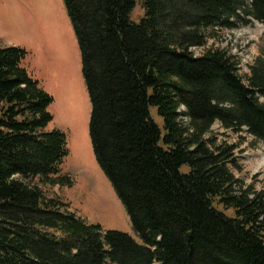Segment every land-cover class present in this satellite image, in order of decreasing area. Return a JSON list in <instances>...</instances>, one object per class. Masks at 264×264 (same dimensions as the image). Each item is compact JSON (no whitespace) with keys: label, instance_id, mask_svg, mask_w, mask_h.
<instances>
[{"label":"trees","instance_id":"trees-1","mask_svg":"<svg viewBox=\"0 0 264 264\" xmlns=\"http://www.w3.org/2000/svg\"><path fill=\"white\" fill-rule=\"evenodd\" d=\"M140 2L136 23V0H64L94 156L141 242L47 193L71 184L68 139L29 52L0 45V264H264V190L236 175L240 143L264 144V49L242 75L215 44L247 18L264 26V0Z\"/></svg>","mask_w":264,"mask_h":264},{"label":"rangeland","instance_id":"rangeland-1","mask_svg":"<svg viewBox=\"0 0 264 264\" xmlns=\"http://www.w3.org/2000/svg\"><path fill=\"white\" fill-rule=\"evenodd\" d=\"M143 14L140 0H136L130 19L138 23ZM215 44L239 59V71L244 75L264 49V26L247 18L245 23L237 22L234 27L224 29ZM0 45L19 46L29 52L24 65L54 98L49 108L53 115L49 128L61 130L68 139L69 155L62 171L69 176L71 184L47 188V193L68 202L87 223L99 224L103 231L125 232L141 242L94 156L89 133L91 103L82 75L81 53L64 0H0ZM193 51L201 53L200 48ZM151 115L163 128V119L155 106L151 107ZM213 130L223 132L218 123L213 125ZM226 133L228 136L219 134L218 139L240 143V136L244 137V134ZM236 155L241 167L236 175L264 190V144L245 140ZM225 212L234 214L232 209Z\"/></svg>","mask_w":264,"mask_h":264},{"label":"crops","instance_id":"crops-1","mask_svg":"<svg viewBox=\"0 0 264 264\" xmlns=\"http://www.w3.org/2000/svg\"><path fill=\"white\" fill-rule=\"evenodd\" d=\"M32 62V61H31Z\"/></svg>","mask_w":264,"mask_h":264}]
</instances>
